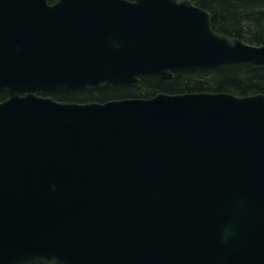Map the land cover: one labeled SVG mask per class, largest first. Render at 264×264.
<instances>
[{
  "label": "water",
  "instance_id": "1",
  "mask_svg": "<svg viewBox=\"0 0 264 264\" xmlns=\"http://www.w3.org/2000/svg\"><path fill=\"white\" fill-rule=\"evenodd\" d=\"M234 63L189 0H0V264H264V94L39 95Z\"/></svg>",
  "mask_w": 264,
  "mask_h": 264
},
{
  "label": "trees",
  "instance_id": "2",
  "mask_svg": "<svg viewBox=\"0 0 264 264\" xmlns=\"http://www.w3.org/2000/svg\"><path fill=\"white\" fill-rule=\"evenodd\" d=\"M209 12L212 29L231 39L260 46L264 44V0H190ZM121 88L109 93L101 91ZM157 92L179 94L187 92H224L235 96L264 94V64H221L213 68L174 71L172 78L144 76L135 85H106L95 90H68L54 94L56 101L103 102L121 98H148ZM32 264H45L37 261Z\"/></svg>",
  "mask_w": 264,
  "mask_h": 264
},
{
  "label": "flooded vegetation",
  "instance_id": "3",
  "mask_svg": "<svg viewBox=\"0 0 264 264\" xmlns=\"http://www.w3.org/2000/svg\"><path fill=\"white\" fill-rule=\"evenodd\" d=\"M49 3L48 4H54L55 3V0H49L48 1ZM68 90H64V91H50V92H46V93H40L39 95L40 96H45V97H50L53 99V95L54 94H58V93H63V92H66ZM8 93L6 91H2L0 90V102L2 101H5L6 99H8ZM60 102H64V101H60Z\"/></svg>",
  "mask_w": 264,
  "mask_h": 264
},
{
  "label": "rangeland",
  "instance_id": "4",
  "mask_svg": "<svg viewBox=\"0 0 264 264\" xmlns=\"http://www.w3.org/2000/svg\"><path fill=\"white\" fill-rule=\"evenodd\" d=\"M115 90H118V91H123L121 88H109V89H105L103 91H101L102 93H109V92H113Z\"/></svg>",
  "mask_w": 264,
  "mask_h": 264
}]
</instances>
